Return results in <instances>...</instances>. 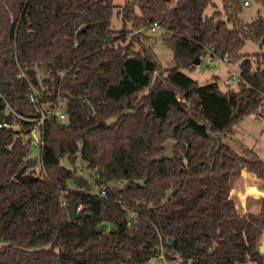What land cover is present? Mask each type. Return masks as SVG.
<instances>
[{"label":"trees","instance_id":"trees-1","mask_svg":"<svg viewBox=\"0 0 264 264\" xmlns=\"http://www.w3.org/2000/svg\"><path fill=\"white\" fill-rule=\"evenodd\" d=\"M244 2L208 16L213 0H125L114 31L113 0H0V112L20 128H0V264H264V199L242 216L230 198L241 170L264 184V161L233 136L244 117L264 118V54H240L248 40L264 48V16L244 23ZM154 23L171 69L147 40ZM207 56L239 61L238 90L183 72ZM31 85L59 93L68 115L45 123L41 167L23 139ZM167 141L172 159L155 161ZM72 202L86 218L69 220Z\"/></svg>","mask_w":264,"mask_h":264},{"label":"rangeland","instance_id":"rangeland-1","mask_svg":"<svg viewBox=\"0 0 264 264\" xmlns=\"http://www.w3.org/2000/svg\"><path fill=\"white\" fill-rule=\"evenodd\" d=\"M216 4L215 7H208L204 14L210 16L213 10H221V0H213ZM249 4L247 6H243L241 9L240 19L244 23H249L253 21L258 15L264 16V8L261 4L256 3L254 0H245ZM125 0H113L114 10L112 14V20L110 24V28L114 31L120 30L122 27L121 18L116 15V12L124 5ZM146 33L150 36L148 42L151 45V48L162 67V69H171L173 68L172 61V52L169 50L164 44L162 39V32L158 29L154 31H146ZM135 35V32L134 34ZM130 36V35H129ZM131 37V36H130ZM241 55H249V54H264V48L259 47L256 43L251 40H248L242 47L240 51ZM208 57H204L201 59L200 63H198L194 70L192 71H183L188 77L193 79L196 83L200 85H205L206 83H210L211 79L216 76L217 84L221 91H226L228 89L238 90V80H232V75L239 74V61L222 63L219 59H214L212 64L207 63ZM37 79L40 81L43 73H36ZM224 80H228L230 85H225L223 83ZM234 130V138L239 141V143L246 149L252 151L257 154L261 160H264V118H257L256 114H250V116L244 117V119L240 120L233 126ZM40 149L31 147L29 152V157L36 159L37 164L40 162ZM61 165L66 168H71L70 163L67 158H62L60 161ZM75 168L79 175L86 178L90 183L93 184L92 173L86 169L85 163L81 161L79 155L76 157ZM256 179V177L249 173L245 174L243 177L239 176L234 180L232 185L233 188H236L234 191V198L236 199V203L239 206V212L241 211L242 216L253 215L256 212L258 207L260 206V202L264 199V185L259 183L257 186L254 182L251 183L250 179ZM255 177V178H254ZM258 180V179H256ZM250 183V184H249ZM252 185L256 186L257 190L261 192V194L251 193L249 187ZM70 187H73L69 185ZM245 186V187H244ZM97 187H92V192H96ZM249 193H248V192ZM248 194V195H247ZM247 195V196H246ZM261 196V197H260ZM246 197V198H243ZM254 198V199H253ZM258 198V199H257ZM240 200L243 203V207H240ZM254 201V202H253ZM246 205V206H244ZM252 205V206H251ZM252 207V208H251ZM251 208V209H250ZM259 246L264 248V231L262 232L259 238ZM264 257V252H263ZM162 260L158 259H150L147 264H162Z\"/></svg>","mask_w":264,"mask_h":264},{"label":"built area","instance_id":"built-area-1","mask_svg":"<svg viewBox=\"0 0 264 264\" xmlns=\"http://www.w3.org/2000/svg\"><path fill=\"white\" fill-rule=\"evenodd\" d=\"M248 4L249 3L245 1L243 5L247 6ZM157 28H158L157 24L154 23L150 27L149 31L150 32L154 31ZM207 57H208V60H207L208 64H212V62L216 58L219 59L222 63L229 62L227 56L223 58H218L216 56L214 57L207 56ZM21 76L24 77L26 80L28 79L25 73H22ZM230 79L231 81L235 79L238 80L239 74L237 76L232 75ZM223 83L228 86L230 85L228 80H224ZM44 90L45 89L43 87L41 88V90H37L32 85L30 86L28 94H27V99L33 106L35 112L31 118H25V119L22 118L25 122L30 123V126L28 127L27 131L25 132V134H23V139L25 141H29L31 147L40 149V155H39L40 159H41V152L43 150V144H44L43 143L44 142L43 133H44L45 123L49 120H55L61 125H65L68 123V115L66 111V101L60 96L59 93L58 94L56 93L54 100H49L46 97L48 96V94H44L43 92ZM2 113L4 114V117L0 119V128L11 127V128L20 130L17 124L11 125L6 120L7 115L12 114V113L14 114L13 110L8 105L6 107L5 112H2ZM38 167H41V162H39ZM101 192L102 194L105 193L103 192V190H101ZM77 210H80L79 207H77ZM159 259L163 261L162 264H169L167 261H165L162 258V256Z\"/></svg>","mask_w":264,"mask_h":264},{"label":"water","instance_id":"water-1","mask_svg":"<svg viewBox=\"0 0 264 264\" xmlns=\"http://www.w3.org/2000/svg\"><path fill=\"white\" fill-rule=\"evenodd\" d=\"M198 63H199V59H197V58H196V60H194L192 62V64L194 66H196ZM27 73H28V75L30 76V78L32 80L35 79L34 69H32V68L31 69H28L27 70ZM3 117H4V114L2 112H0V119L3 118ZM174 148H175V143L174 142H172V141L165 142L163 144V149H164L163 153L161 154V156L157 157L155 159V161L160 162V161H164V159H166V160L172 159V157H173L172 154H173ZM15 179L17 181L21 182V183H28L32 179V177L29 176V175H25V174L18 173L15 176ZM129 185L132 186L131 183H125L123 185V187L121 188V191L126 192L127 187ZM68 217H69V220L70 221H73V220H78V219H84V218H86V214H84L82 210H77V205L74 202H72L69 205ZM259 251H260V253L263 254L264 248L261 247V246H259Z\"/></svg>","mask_w":264,"mask_h":264},{"label":"crops","instance_id":"crops-1","mask_svg":"<svg viewBox=\"0 0 264 264\" xmlns=\"http://www.w3.org/2000/svg\"><path fill=\"white\" fill-rule=\"evenodd\" d=\"M264 161V160H263ZM248 172L247 171H245V170H241V174H240V176L241 177H243L245 174H247ZM250 174V173H249ZM250 175H252V174H250ZM255 176V175H254ZM247 178H249L250 179V177H247ZM255 178V177H254ZM256 179H258V180H256ZM256 179H255V181H254V179H250V181H251V183L254 181V183L256 184V186L258 185V183H261L262 185H264L263 183H262V181L259 179V178H257L256 177ZM256 186H254V185H252V187H255L256 188ZM252 187H249L250 188V190L252 189ZM235 189L236 188H233L232 187V190H231V192H230V198L233 200V201H235L236 202V199L234 198V191H235ZM249 193V192H248ZM252 193V192H251ZM261 193V192H260ZM248 195V194H247ZM246 195V196H247ZM243 198H246V197H243ZM234 205L237 207V209L239 210V206L236 204V203H234ZM240 206L241 207H243V203H242V201L240 200ZM259 209H260V206L258 207V209L256 210V212L255 213H253V214H256V213H258V211H259ZM238 213L241 215V211L239 212L238 211ZM242 215H243V213H242Z\"/></svg>","mask_w":264,"mask_h":264},{"label":"bare ground","instance_id":"bare-ground-1","mask_svg":"<svg viewBox=\"0 0 264 264\" xmlns=\"http://www.w3.org/2000/svg\"><path fill=\"white\" fill-rule=\"evenodd\" d=\"M254 182V181H253ZM250 184V183H249ZM259 184V183H258ZM245 187V186H244ZM248 192V191H247ZM251 192H253V193H257V194H261L258 190H257V188H255V187H252V189H251ZM261 197V196H260ZM247 199V198H246ZM254 199V198H253ZM258 199V198H257ZM254 202V201H253ZM244 206H246V205H244ZM252 206V205H251ZM241 207V206H240ZM252 208V207H251ZM250 208V209H251Z\"/></svg>","mask_w":264,"mask_h":264}]
</instances>
